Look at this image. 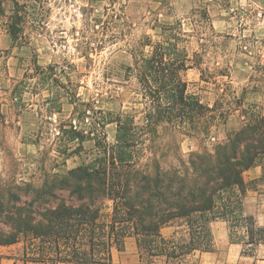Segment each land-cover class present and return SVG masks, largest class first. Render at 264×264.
Returning a JSON list of instances; mask_svg holds the SVG:
<instances>
[{"label": "rangeland", "instance_id": "rangeland-1", "mask_svg": "<svg viewBox=\"0 0 264 264\" xmlns=\"http://www.w3.org/2000/svg\"><path fill=\"white\" fill-rule=\"evenodd\" d=\"M4 5L8 14L10 4ZM45 10L43 22L26 28L30 36L25 42L12 41L0 15V183L19 186L22 198L17 206L34 212L47 206L42 200L28 205L33 197L26 193V183L40 187L46 173H63L92 161L95 140L115 142L118 115L132 114L141 122L149 100L134 71V53L147 37L160 40L165 24L181 26L182 43L193 62L184 73L188 91L216 106L227 119L219 120L205 140L161 126L156 142H145L148 154L187 157L224 140L227 132L243 124L246 114L264 115V0H47ZM104 116L113 121L103 127ZM70 123L83 136V144L76 139L78 152L66 156L61 126L69 128ZM64 198L78 203L68 193ZM111 204L107 201L90 228L95 235L94 254L69 255V262L84 264L78 263L84 258L87 264H123L109 259L98 245L97 238L108 230L104 218L109 217ZM6 207L5 213L0 212L1 234L11 228L5 218L13 202ZM122 230L136 238L132 224L118 227L115 234ZM24 236L18 243L31 256L32 242ZM60 241L68 253L83 252L90 245L81 233L76 239ZM241 245L249 253L264 254V245L256 249Z\"/></svg>", "mask_w": 264, "mask_h": 264}, {"label": "trees", "instance_id": "trees-1", "mask_svg": "<svg viewBox=\"0 0 264 264\" xmlns=\"http://www.w3.org/2000/svg\"><path fill=\"white\" fill-rule=\"evenodd\" d=\"M5 3L10 4L8 14ZM46 7L47 0H0V15L13 42L29 38L26 28L44 21ZM182 34L179 23L165 24L160 40L153 42L147 37L140 42L139 52L134 53V71L149 100L141 122L132 114L118 115L114 120L115 142L95 140L92 161L63 173H46L40 187L26 183V193L33 197L29 206L38 200L47 203L40 212L17 206L22 198L17 192L19 186L0 183V212L5 213L6 206L13 202L5 218L11 228L6 234L0 233V244L18 242L25 235L33 245L29 256L33 260L69 262V255L86 258L87 252L94 254L96 245L90 228L111 201L109 217L104 218L108 230L97 238L109 259L111 248L117 245L122 249L124 238L130 235L127 230L116 235L115 230L128 224L133 225L137 239V264H184V257L194 250L213 251L209 223L217 218L227 222L232 242L254 249L264 245V224L244 210L245 196L255 187L254 182L245 179V171L257 165L264 167V115L246 114L243 124L227 132L224 140L212 148L191 151L187 157L146 152V140L156 142L161 126L205 140L212 136L219 120L227 119L216 106L188 91L184 73L193 62L183 46ZM147 46L150 48L145 52ZM72 102L77 112L78 105ZM111 121L104 116L100 124L104 127ZM61 130L66 137L64 155L78 152L74 143L78 139L80 146L83 144L80 132L72 123L69 128L62 125ZM64 193L75 196L78 203H67ZM174 222L189 228L188 242L183 236L162 233L164 226ZM240 229L245 234H239ZM79 233L88 239V250L69 254L61 248L60 240L68 241L72 236L76 239ZM80 259L78 263H89Z\"/></svg>", "mask_w": 264, "mask_h": 264}, {"label": "crops", "instance_id": "crops-1", "mask_svg": "<svg viewBox=\"0 0 264 264\" xmlns=\"http://www.w3.org/2000/svg\"><path fill=\"white\" fill-rule=\"evenodd\" d=\"M244 175L247 181L255 183V187L250 189L245 196L244 210L246 213L255 215L257 220L264 224V167L254 166L245 171ZM209 228L213 237V251L194 250L184 257V264H264V254L245 252L241 243L231 241L228 224L224 219L212 220ZM162 233L164 235L167 233L166 236L173 234L177 237L183 236L187 242L190 240L189 228L184 223L174 222L166 225L162 228ZM111 258L117 263H139L136 238L128 235L120 250L113 246ZM0 264H42V262L31 259L17 242L8 245L0 244ZM63 264L75 263L65 262Z\"/></svg>", "mask_w": 264, "mask_h": 264}]
</instances>
